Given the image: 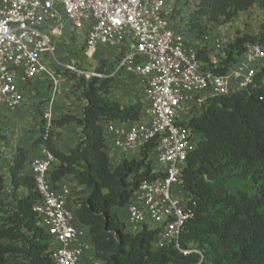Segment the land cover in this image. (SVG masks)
<instances>
[{
  "label": "trees",
  "instance_id": "1",
  "mask_svg": "<svg viewBox=\"0 0 264 264\" xmlns=\"http://www.w3.org/2000/svg\"><path fill=\"white\" fill-rule=\"evenodd\" d=\"M254 6L264 9V0H194L182 20L201 40L209 33L205 20L227 24ZM176 14L174 8L172 20ZM247 43L264 48V29L257 37L232 41L225 48L227 58L217 68L204 51L201 59L209 63V70L225 74ZM64 76L78 81L82 117L67 113L53 119L47 138L43 121L33 149L46 148L54 156L49 178L55 187L73 177L83 188L76 192L70 187L77 198V223L90 237L93 260L87 264H264V66L249 90L210 99L192 112L186 125L200 137L181 176L193 214L180 237L181 248L193 251L189 255L172 244L154 249L156 231L144 228L134 235L115 211L126 210L141 183L159 177L146 164L151 144L140 160L114 164L109 155L106 126L138 123L141 99L130 106L105 100L101 92L109 95L116 77L86 80L69 70ZM72 124L79 128L78 143L66 153L56 147L54 137ZM29 155L30 150L17 148L5 166L0 161V206L7 208L0 216V264H54L53 243L34 212L39 194L29 171ZM11 193L17 197L8 204Z\"/></svg>",
  "mask_w": 264,
  "mask_h": 264
},
{
  "label": "built area",
  "instance_id": "2",
  "mask_svg": "<svg viewBox=\"0 0 264 264\" xmlns=\"http://www.w3.org/2000/svg\"><path fill=\"white\" fill-rule=\"evenodd\" d=\"M172 1L0 0V107L14 112L24 103L19 78L29 81L47 75L57 82L42 56H55L54 38L62 36L65 23L72 31L84 33L89 58L100 47L116 48L110 76L140 77L143 110L141 120L131 128L108 124L109 144L118 151L120 161L140 160L142 152L153 145L146 164L159 176L144 181L135 191L126 207L127 231L134 235L144 228L156 231L154 249L172 244L189 255L193 251L181 248L180 237L193 214L181 176L200 137L186 125L192 111L210 99L249 90L264 66V48L247 43L228 71L216 74L201 55L204 51L217 68L222 61L215 56L232 41L222 31L213 36L207 33L201 40L187 36L177 22L180 18H171ZM45 120L47 138L50 116ZM54 163L52 153L43 148L29 165L39 194L34 212L53 243L54 264H87L93 260L89 233L77 223V198L70 186L51 183L49 172Z\"/></svg>",
  "mask_w": 264,
  "mask_h": 264
},
{
  "label": "rangeland",
  "instance_id": "3",
  "mask_svg": "<svg viewBox=\"0 0 264 264\" xmlns=\"http://www.w3.org/2000/svg\"><path fill=\"white\" fill-rule=\"evenodd\" d=\"M192 1L194 0H173L169 5L176 9L177 18H180V20H178L177 22L181 24L180 29L183 31V33L194 38V33H191L188 28L184 26L182 20L187 16L189 12V5H191ZM204 24L211 36L222 31L226 35H228L231 41L247 35L251 37H257L262 33L264 29V9L258 6H254L252 9L246 12L239 13L232 22L227 24H212L206 20L204 21ZM70 35V38L61 37L56 41V43L54 42L55 56L47 54V58L52 64V69L50 70V72L53 73L55 79L59 81L58 89H56V83L47 76L49 81H51L50 84H48L46 87L47 93H50L54 89L53 92L57 90V93H60L61 95L66 93V95H64L67 97H76L75 93L78 92V90H76V88L70 83L69 80L62 79L66 70L76 73L77 78L83 77L86 80H90L98 75L99 71L101 70H105V74H100L103 75L102 78H104L105 76H110V73L116 65L117 56L113 57L112 55H108L104 57L99 56L100 53L97 52L94 53L91 58L87 57L85 55L84 49L85 39L83 40L82 45V41H79L77 38L78 34L72 31L71 28ZM226 58V50L215 56V59L219 61H224ZM102 63H104L103 67ZM67 67H72L74 68V70H70ZM122 77H124V75L119 76L117 79H120ZM141 88L142 87L139 86L137 92H134L130 97L132 102H137L139 99H141ZM123 99H125V97ZM48 101L49 100H44L43 102H41V104H46ZM46 113H52V111H47ZM15 114L16 116L13 117L15 118L14 122L18 125H15V123L13 122L14 125H12V127H9V124H7V122L5 123L0 121V131L4 136V140L0 141V161L4 166L8 161L12 159L14 151L19 147L21 143L25 142L27 144H30L33 142L32 140L34 139V137L39 136L40 131H38L37 126L44 113L43 111H16ZM191 115L192 113L190 114V117ZM5 118L7 119V116ZM22 130L24 131L22 132ZM17 134L19 135L20 140L16 139V137H18ZM23 134L24 136H22ZM21 193L22 192L20 191V193L18 194ZM8 196L9 197L7 198V203L10 204L15 201L17 194L11 193ZM6 209V207L0 206V216L4 214V211H6ZM124 212L125 210L118 211L122 219H124Z\"/></svg>",
  "mask_w": 264,
  "mask_h": 264
},
{
  "label": "crops",
  "instance_id": "4",
  "mask_svg": "<svg viewBox=\"0 0 264 264\" xmlns=\"http://www.w3.org/2000/svg\"><path fill=\"white\" fill-rule=\"evenodd\" d=\"M77 34H78L77 35L78 40L82 41V45H83V40L85 39L84 33H77ZM61 37H64V38L71 37L69 25L66 23L63 26V33ZM60 38H57V37L54 38L55 40L54 42L56 43V41L59 40ZM97 52L100 53L99 56H104V57L108 55L110 56L112 55L113 57H115L118 55V50L116 48H110V47H104V46L100 47L95 53ZM42 61H43V64L49 70L52 69V64L50 63V60L47 58V54H44L42 56ZM62 79L69 80L70 83L76 88V90H78V92L75 93L76 97H73V96L67 97L65 96L66 93H64L65 95L64 94L61 95L60 93H57V90L53 92L54 89L50 93H47L46 87L51 82L47 78V75H41L29 81H25L21 78H19L18 80L20 90L24 94L25 100L22 106L19 107L16 111H43L44 113L43 117H41L40 122L37 126V129L38 131H40V134H41L40 125L43 124V121H46L45 120L46 115L50 114L49 116H50L51 122L53 119H59L67 113H71L74 116L79 117V118L82 117L84 104L83 102L79 100V96H78L79 89L77 86V79L71 80L65 76ZM58 82L59 81L56 82V85H57L56 89H58ZM139 86L142 87L140 77L133 75V74H127V75H124V77L117 79L113 83V86H112V89L109 95H106L105 93L101 92V96L105 100L116 101L125 106H130L136 103V101L132 102L130 97L132 96L134 92H137V89L139 88ZM124 97L125 99H123ZM44 100H49V101L46 104L42 105L41 102H43ZM16 111L11 112L5 107H0V121L5 122V123L7 122V124H9V127H12V125H14L15 123L14 122L15 118L13 117L16 116L17 114V113L15 114ZM47 111H52V113H46ZM4 114L7 116V119L5 118L6 116ZM16 124L17 123H15V125ZM135 124L136 123H128V124H122V125H124L126 128H131ZM23 131L24 130H22V132ZM78 132H79V128L75 124L66 126L58 130L57 136L54 137V142H55L56 147L63 150L66 153L74 149L78 143ZM22 136H24V134ZM38 137H34L32 141L34 142ZM16 139L20 140L19 135L18 137H16ZM33 142L30 144H27L24 142V143H21L18 147V148H25V149L30 150L29 158L31 160H33L35 157H38L41 154V151L43 149V148L39 150L33 149ZM110 146H111L110 147L111 149L109 151L110 159L114 164H117L120 161L118 157L119 153L116 149L112 147V145ZM64 181L65 183L69 184V186L73 188L76 192L83 191V188L77 184V182L74 180L73 177H68ZM86 194L87 193H83L82 195H86ZM115 211L118 213L119 210L117 209ZM123 214H124V219H126V210Z\"/></svg>",
  "mask_w": 264,
  "mask_h": 264
}]
</instances>
